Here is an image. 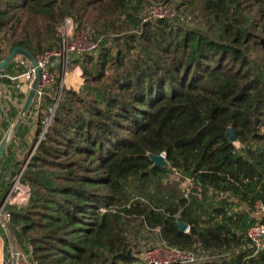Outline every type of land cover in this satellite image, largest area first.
Listing matches in <instances>:
<instances>
[{
    "label": "trees",
    "instance_id": "trees-1",
    "mask_svg": "<svg viewBox=\"0 0 264 264\" xmlns=\"http://www.w3.org/2000/svg\"><path fill=\"white\" fill-rule=\"evenodd\" d=\"M144 3L194 21H144ZM65 18L103 42L76 59L80 90L63 85L56 108L49 93L38 104L19 177L29 205L6 209L14 243L39 264H145L118 256L140 253L127 233L137 226L220 256L201 264H264L246 238L254 221L231 203L264 202V0H0V61L17 47L57 49Z\"/></svg>",
    "mask_w": 264,
    "mask_h": 264
},
{
    "label": "built area",
    "instance_id": "built-area-1",
    "mask_svg": "<svg viewBox=\"0 0 264 264\" xmlns=\"http://www.w3.org/2000/svg\"><path fill=\"white\" fill-rule=\"evenodd\" d=\"M176 15L169 8H165L160 4H151L147 9V13L143 20L156 21L161 19L171 20L178 18L182 24L187 22L185 17ZM59 34L60 42L57 49L51 50L43 55H37L35 57L39 68V82L34 97L37 99L38 104L44 95L48 94V91L51 90V88L56 83L55 69L61 68L63 71V64L66 66V63L69 62L70 56L96 53L103 42V37L92 39L83 32L77 33L75 31V25L70 18L64 19L59 29ZM54 61H56V64L53 66ZM18 66L26 68L22 76H24L29 82L30 89L34 78V68L25 58L18 61ZM49 121L50 119L46 121L45 126L49 124ZM10 126L9 130H11ZM17 180H19V178H17ZM13 189L18 191L14 196L11 195ZM13 189H11L10 193L7 194L2 201V213H0V230L3 232V234H8L10 230L11 214L6 209L7 207L14 205L12 198L18 195L20 192H28L27 202L20 204L16 203L13 207L24 208L29 205L30 192L28 188L25 191L20 190L17 187H14ZM187 194L188 192H185L184 197H187ZM252 208L254 212V223L247 229L246 238L250 244V248L252 249V254L255 255L258 252L264 251V202L255 201ZM13 256L16 258L15 264H39V262L33 258L31 246L28 245H26L25 250L11 252L9 259L7 260L8 264H11ZM223 256L225 258L229 257L228 254ZM200 257H206L210 260H213L218 259L220 256L208 255L202 251L195 252L181 250L176 247L168 246L165 243H161V245H157V247L148 248L147 251H144L140 255V260L145 264H195L196 261L201 259Z\"/></svg>",
    "mask_w": 264,
    "mask_h": 264
},
{
    "label": "crops",
    "instance_id": "crops-1",
    "mask_svg": "<svg viewBox=\"0 0 264 264\" xmlns=\"http://www.w3.org/2000/svg\"><path fill=\"white\" fill-rule=\"evenodd\" d=\"M21 59L23 58L20 56L16 57L14 63L0 72V113L2 112L3 117H0V136L2 134L4 135L9 130L11 123L14 122L15 125L16 123H19L9 136V140L0 159L1 188L6 186L4 185L7 179L6 174L12 171L15 164L19 163L21 159L24 161L23 163H25V160L30 154V147L34 141L36 133V117L39 105L35 97L26 114L21 118L19 117L24 102L23 100L26 98L29 91V82L24 76H22L26 68L18 66V61ZM55 64L56 61L53 62V66ZM25 151L26 153H24ZM1 190L2 189H0V202H2L3 198L7 195V193L4 195ZM226 196L227 195H224V197ZM231 203L233 212H247L250 218L254 221V212L252 208L250 209L245 203L241 201L239 202L235 198L231 199ZM3 235H5V237ZM12 239L13 234L10 233V230L8 234H3L0 230V264L6 263L8 247L10 253L13 252V250L21 251L26 248L27 244L23 241H15L14 243Z\"/></svg>",
    "mask_w": 264,
    "mask_h": 264
},
{
    "label": "rangeland",
    "instance_id": "rangeland-1",
    "mask_svg": "<svg viewBox=\"0 0 264 264\" xmlns=\"http://www.w3.org/2000/svg\"><path fill=\"white\" fill-rule=\"evenodd\" d=\"M152 4H160V3H152ZM148 5V4H147ZM146 3H144L142 5V8L139 10L140 11V17L142 19V17L144 15H146L147 13V10L149 8V6L146 8ZM161 6L165 7V8H169L172 12L174 13H177V11L175 10V5L173 4L172 6L170 7H167V6H164L163 4H160ZM172 7V8H171ZM146 8V9H145ZM178 13H181V12H178ZM183 17H185L187 19V22L188 23H192L194 20L193 18L189 17V15H186L185 14H182ZM194 25V24H193ZM192 25V26H193ZM217 30V29H216ZM85 33V32H83ZM86 34V33H85ZM111 37H113L112 39H114V37H116V35H111ZM215 37L217 36V33L214 35ZM120 37V36H119ZM49 51H45V52H42L39 55H43L45 53H47ZM7 54V53H6ZM80 56H70V59H69V62L66 63V66L63 64V71L61 70V68L58 70L56 69L55 73H56V80L58 79V86L55 85L54 88L52 90H49V94L48 95H51V96H54L55 97V101H56V97H57V94H58V91H59V88L60 86L62 85V83H64L63 85L65 87H68V88H74L76 90H80L83 86V78L81 76V69L80 67L78 66V64L76 63L77 60L79 59ZM77 59V60H76ZM16 60V58L12 61V63H14V61ZM74 60V61H73ZM76 60V61H75ZM65 66V67H64ZM26 99V98H25ZM25 99L23 101H25ZM24 103V102H23ZM53 112V110H52ZM0 117H2V112L0 113ZM3 118V117H2ZM37 118V117H36ZM11 132H10V135L11 133L14 131V127H15V124L14 122L11 123ZM47 127V126H46ZM45 131V128L43 129V132ZM43 132L41 133V135L43 134ZM6 134V133H5ZM4 134V135H5ZM4 135L2 134L0 136V142L2 140V138L4 137ZM41 135L39 136L37 142L41 139ZM34 143V141H33ZM31 145L30 147V152L35 150L36 148V144L35 145ZM28 149V147H27ZM26 149V151H27ZM26 151L24 153H26ZM26 161V160H25ZM24 161L21 159L19 163H16L15 164V167L12 169V171H10L8 174H6V183L4 185H6L5 187L3 186L2 188L0 187L1 192H3V194L5 195L6 193L9 194L11 189H13L14 187H17L18 189L20 190H23L25 191L27 189V187L25 188V186H22L20 185L19 183V180H17V178L19 177V171L21 169V165ZM6 172V170H5ZM190 184V183H189ZM188 184V182H184L182 183L181 187L184 189V191H188V187H190V185ZM150 189V188H149ZM8 191V192H7ZM135 191V187H131L129 189V194H132L134 193ZM18 191L16 189H13L12 190V193L11 195L14 196ZM151 194H153V191L152 189L150 190ZM28 192H26L27 194ZM1 195V194H0ZM132 195H136V194H132ZM131 198V197H129ZM134 198V197H133ZM137 199V198H136ZM14 202V201H13ZM16 202H14V205L10 206V207H13L15 206ZM253 209V208H252ZM128 235L131 237V240L133 241V243H137V245H139V251L140 253L138 254H134L132 255V251H131V255L132 256H135V255H138V257L140 258V255L144 252V251H147L148 248H154V247H157V245H161V241L159 239H157V236L154 235V234H145L143 233L140 229L137 228V226L135 228H131L128 230ZM8 255H10V251H9V247H8ZM201 259H199L198 261H196L195 264H201V263H205V262H211L212 260H210L209 258H206V257H200ZM215 259H213L214 261ZM6 264V263H4Z\"/></svg>",
    "mask_w": 264,
    "mask_h": 264
},
{
    "label": "water",
    "instance_id": "water-1",
    "mask_svg": "<svg viewBox=\"0 0 264 264\" xmlns=\"http://www.w3.org/2000/svg\"><path fill=\"white\" fill-rule=\"evenodd\" d=\"M23 57L25 58L30 64L31 66L34 68V78H33V82H32V85L27 93V96H26V99L22 105V108H21V111H20V115L19 117H23L26 112L28 111L33 99H34V96H35V93H36V90L38 88V82H39V68H38V64H37V61L35 59V57L30 54L28 51H26L25 49H22V48H14L11 50V52L7 55V57L0 61V72L6 68L16 57ZM64 83H62V85L60 86L59 88V91H58V94H57V97H56V101L54 103V108H56L57 106V103H58V100H59V97H60V94H61V89H62V86H63ZM19 118V119H20ZM19 123H16L15 127H17ZM12 130V129H11ZM11 130L7 131L6 134L4 135V137L2 138L1 142H0V159L3 155V152H4V149L7 145V142L9 140V136H10V132ZM227 136L231 139V140H235V135H234V131L233 129L231 128H228L227 131ZM33 154V151L30 152V154L28 155L25 163L23 164L22 168L20 169L19 171V177L20 175L22 174L24 168H25V164L28 162L29 158L31 157V155ZM147 157L148 159L150 160V162L152 163V167H156V168H167L169 165H168V162L166 161V158H165V154H160V155H154V154H151V153H148L147 154ZM18 177V178H19ZM0 213H2V202H0ZM176 223H177V228L180 232H185L187 230V225L180 222L179 219H176ZM131 249L128 250V252L126 254H119L118 256L122 259H131L133 258V256L131 255ZM13 252H15V250H13ZM16 263V258L15 256H13L12 258V261H11V264H15Z\"/></svg>",
    "mask_w": 264,
    "mask_h": 264
},
{
    "label": "bare ground",
    "instance_id": "bare-ground-1",
    "mask_svg": "<svg viewBox=\"0 0 264 264\" xmlns=\"http://www.w3.org/2000/svg\"><path fill=\"white\" fill-rule=\"evenodd\" d=\"M12 200L16 203H26L27 202V194L25 192H20L18 195L12 198Z\"/></svg>",
    "mask_w": 264,
    "mask_h": 264
}]
</instances>
